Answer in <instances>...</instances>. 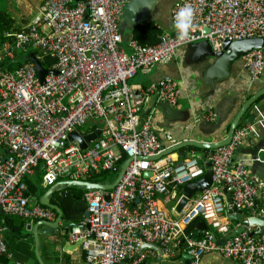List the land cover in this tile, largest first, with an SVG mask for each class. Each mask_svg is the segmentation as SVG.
I'll return each mask as SVG.
<instances>
[{
  "label": "built area",
  "instance_id": "obj_1",
  "mask_svg": "<svg viewBox=\"0 0 264 264\" xmlns=\"http://www.w3.org/2000/svg\"><path fill=\"white\" fill-rule=\"evenodd\" d=\"M38 1L39 13L24 28L6 32L0 50V256L10 255L2 215L30 224L56 218L54 210L31 204L34 197L28 193L26 177L40 169L43 189L64 180L91 182L94 175L116 171L125 154L132 161L120 183L112 191H85L87 214L70 229L72 242L84 240L86 264H142L149 252L139 253L144 243L158 245L162 257L170 260L181 241L191 264L212 252L240 264H264V234L249 236L255 229L221 245L211 236L216 234L213 228L220 233L217 238L232 231L217 220L227 216L228 210L264 220V180L250 172L245 158L233 159L238 148L258 140L262 120L237 127L229 144L206 155L212 162L211 187L176 214L182 196L179 188L202 178L206 163L202 167L201 157L191 155L182 160L172 155L153 160L177 142L166 134L165 144L157 135V108L148 115L144 112L155 93L176 107L180 82L165 75L147 87L130 83L139 73L171 63L188 44L207 40L219 53L226 41L264 38V0H178L171 11L173 28L175 12L185 5L193 9L194 27L184 40L177 39L174 28L155 45H142L133 37L124 44L119 26L131 0ZM27 47L37 50L40 62L47 56L56 60L44 84L31 62L14 70L3 68L16 59L17 50ZM242 64L258 81L264 74L263 51L247 53ZM201 118L209 123L217 120L211 107ZM100 122L104 125L101 135L86 149L68 139L73 132L82 138L94 133ZM145 172L152 176L145 177ZM224 190L231 195L229 203ZM161 197L172 204L173 216ZM197 218L211 219L213 226L194 239L185 230Z\"/></svg>",
  "mask_w": 264,
  "mask_h": 264
},
{
  "label": "water",
  "instance_id": "obj_2",
  "mask_svg": "<svg viewBox=\"0 0 264 264\" xmlns=\"http://www.w3.org/2000/svg\"><path fill=\"white\" fill-rule=\"evenodd\" d=\"M79 1V0H77ZM157 5V0H131L125 7L121 21H120V34L123 38L128 37L129 35L134 34L136 28L144 22L149 21L152 18V12L155 10ZM208 32V30H205ZM185 53L188 59H193L195 63L204 64L206 61L210 59H215L216 67L218 69L219 75L216 76V80L219 82L224 81L228 78L229 72L231 70L232 65L239 59H241L244 55L251 52L254 49L262 50L264 52V38H249L243 39L241 41H226L223 46V50L219 53H215L212 49V46L209 41L202 40L197 41L185 46ZM26 58L35 66L37 71V75L41 84L45 82V76L49 73L46 70L42 63L36 58L34 51L29 52L26 55ZM53 72V71H52ZM56 73V72H53ZM213 83H210L213 86ZM264 87L260 90L254 92V94L243 104L239 105L238 112L235 114L231 122L227 126L226 135L224 138L220 140H215L211 142L207 141H198L194 139L190 140H182L177 142L176 145L171 148L166 149L162 154L152 158L153 160H158L163 156L172 155L173 157H179L178 151L187 147H195L202 150H216L221 148L231 141L233 134L237 127L244 126L254 122L257 119L262 120L261 128H264ZM147 110L144 112L145 115H148L153 108H159L165 121L167 122H179L183 121L179 111L175 110L168 103L158 99L157 93L152 95L147 100ZM213 111L216 115L217 120L214 123L209 124L206 127H203L207 130V135H213L220 131L224 124L228 122L229 110L226 112L224 107V103L217 104ZM249 113L247 118H243L246 113ZM203 122H200V124ZM202 125V124H201ZM101 135V130H96L94 133H91L84 138L80 137L79 134L73 132L69 134L68 139L70 141L77 140L82 149H86L88 144L95 141ZM264 150V137L260 139V141L252 148H238L234 152L233 159L239 157L240 154H246L250 157L251 164L249 166L250 172L257 176L258 178L264 180V161L261 160L260 155ZM191 156L202 157V154L194 153ZM206 163V172L204 176L198 180L186 183L182 188V196L178 203L175 206L174 212L179 214L186 207L189 201L194 198L199 193L204 192L206 189L210 188L212 185V162L207 157L204 156ZM132 159L128 158L126 161L120 166L118 173L113 182H106L104 184H97L93 182L87 181H68L64 180L56 183L51 186L40 198L39 202L42 206L48 207L54 210L57 214V217L54 221H44L40 220L36 224H29L27 226V230L32 232V236L34 238V251L36 255V259L39 264H45L41 254H40V239H39V228L44 227V234H62L65 237H68L70 229L76 227L78 224L75 222H67L63 219L62 210L55 204H52L51 198L55 192H62L65 187H80L85 191H89L92 189H103L105 191L114 190L117 185L120 183L122 178L124 177ZM262 168V169H260ZM37 171V169H36ZM145 177H151L152 172H145ZM226 202L229 203L231 201V195L224 190ZM110 195L106 196V200L109 201ZM227 217L230 222H237L238 226L233 229L229 234H226L223 238H217V235L214 232H211V236L213 240L221 245L225 242V240L232 238L237 234H241L245 232L249 228H253L252 232L249 236L254 235H263L264 234V220L258 217H245L240 210H228ZM207 230V225L204 222H199L197 224V232L193 236L194 239H199L201 233ZM83 239L75 241L73 244L68 241L65 244L64 250L66 252L71 253L78 250L79 246L83 243ZM145 249H153L159 255L162 256V249L155 244L144 243L141 246L139 252H142ZM183 264H191L192 257L188 254H183ZM1 264V263H0Z\"/></svg>",
  "mask_w": 264,
  "mask_h": 264
},
{
  "label": "crops",
  "instance_id": "obj_3",
  "mask_svg": "<svg viewBox=\"0 0 264 264\" xmlns=\"http://www.w3.org/2000/svg\"><path fill=\"white\" fill-rule=\"evenodd\" d=\"M20 7H29L31 4L26 3V0H16ZM32 1V0H31ZM178 0H157L155 10L152 12V18L147 22H154L157 28L162 34L173 33L174 28L171 20L172 7ZM38 5H40L38 3ZM31 20L29 18L21 17V20L17 22V25L24 28L29 24ZM146 23V22H144ZM141 23L139 26H141ZM138 26V27H139ZM136 28V30L138 29ZM135 30V31H136ZM135 33V32H134ZM134 38V34L123 38L124 44L131 38ZM185 47L178 50L176 58L169 64L164 66H157L151 73L144 74L139 73L135 78L131 80V84L135 87H147L149 84L158 81L161 77L168 75L180 82L181 96L178 105L174 107L175 110L182 114L183 121L179 122H167L165 121L161 110L157 108L158 114L155 118V131L157 135L167 144L165 139L166 134H170L175 142L182 140H198V141H215L225 137L228 124L231 122L235 114L238 112L239 105L245 103L257 90L264 87V74L258 81H253L242 64V58L237 60L231 67L229 76L222 82L216 80V76L219 75L218 69L215 65V59H210L204 64L195 63L193 59H188L185 53ZM264 53V52H263ZM213 86L210 83H213ZM151 97V96H150ZM262 101L261 103H263ZM224 103L226 112L229 110L230 116L228 122H226L223 128L213 135H207V130L203 127L208 126L209 122L201 118L205 109L214 108L217 104ZM147 110V105L145 111ZM249 116L247 112L244 115V119ZM260 120V119H259ZM200 122H203L200 124ZM264 137V128L260 126V137L255 143L245 146V149L254 147L261 138ZM178 156H183V159L189 155L190 152L183 153L177 152ZM202 155V158L204 159ZM239 157L245 158L250 166V157L246 154H240ZM261 160L264 161V150L260 155ZM205 162V159H204ZM262 169V168H260ZM38 171H36L37 173ZM42 175V171H41ZM61 182V181H60ZM53 196V195H52ZM262 199H264V192L261 193ZM37 202L36 197L31 200V204ZM162 204L166 207L168 204L165 199L161 197ZM172 207V206H171ZM167 209V208H166ZM169 212V211H168ZM221 226L226 225L230 230L235 229L237 222H230L226 215L217 219ZM40 220L34 221L36 224ZM207 226L212 227V220H206ZM31 223L28 221L27 226ZM25 227V236L23 239H16L10 236L9 240L10 255L8 257V264H36L34 259L23 261V258H18L19 250L18 246L20 242L30 246V250L34 251V238L32 232ZM44 227L39 228L40 239V254L45 264H86L85 253L80 245L78 250H72L71 253L64 250L66 242L70 241L68 237L62 234H44ZM216 235L220 236L218 229L213 228ZM6 237V236H5ZM13 237V238H12ZM143 250V253H147L145 262L142 264H183V258L178 261L167 260L154 251L153 249ZM156 253L157 256L154 257ZM15 254V256H14ZM184 254V253H183ZM22 256V255H21ZM17 257V258H16ZM198 264H240L239 262L227 259L217 252L204 254Z\"/></svg>",
  "mask_w": 264,
  "mask_h": 264
},
{
  "label": "trees",
  "instance_id": "obj_4",
  "mask_svg": "<svg viewBox=\"0 0 264 264\" xmlns=\"http://www.w3.org/2000/svg\"><path fill=\"white\" fill-rule=\"evenodd\" d=\"M20 27L17 25L16 20L7 12L0 10V50L3 49V44L6 42L5 33L9 31H18ZM162 35L160 30L157 28L154 22H146L138 27L134 33V38L138 40L142 45H155L159 42V37ZM34 51L35 55L38 54L37 50ZM30 62L26 56L20 55L17 53L16 59L14 61H7V65H4V69L14 70L17 67L23 65L24 63ZM43 67L48 70L51 69L55 63V58L51 56L45 57L41 61ZM227 131V130H226ZM214 150H202L195 147H187L180 149L178 152L186 155L185 152L190 153H199L202 155H207L208 153L213 152ZM127 157L125 154L122 155L117 170L112 172H101L98 175H94L90 181L97 184H104L106 182H113L120 166L126 161ZM42 176L41 170L38 169V172L33 174L32 177H26L25 183L28 187V193L33 197H36L37 203H40L39 200L41 196L49 189H43L41 187ZM182 188H179L180 195L182 194ZM85 191L78 189V187H65L62 192H55L51 198L52 204L57 205L63 212V219L67 222H75L80 224L87 214V203L84 200ZM244 216L249 217L247 213H244ZM57 217V214H56ZM2 222L6 231L4 232V240L8 247V254L10 253L11 248L9 247L10 236H13L16 239H23L25 234V227L28 224L29 220L13 217V216H1ZM56 219V218H55ZM204 222L207 225V221L204 218H197L189 226L186 227L185 232L194 236L197 232V224L199 222ZM208 227V226H207ZM209 228V227H208ZM70 233V232H69ZM6 236V237H5ZM12 237V238H13ZM18 246L19 257L23 258V261H28L29 259H34L36 264L39 262L36 259L35 251L30 250V246L25 243H20ZM183 253L185 254V243L181 241L179 247L175 250V257L172 261H178L182 258ZM15 256V254H14ZM17 258V257H16ZM43 259V258H42ZM7 256H0L1 264H8Z\"/></svg>",
  "mask_w": 264,
  "mask_h": 264
},
{
  "label": "rangeland",
  "instance_id": "obj_5",
  "mask_svg": "<svg viewBox=\"0 0 264 264\" xmlns=\"http://www.w3.org/2000/svg\"><path fill=\"white\" fill-rule=\"evenodd\" d=\"M26 3L31 4V5L29 7H23V6L20 7L16 0H0V10L7 11L16 20V22H19L22 16L32 20L39 13V5H38L39 1L38 0H32V1L26 0ZM32 50H33L32 47H27L26 50L25 49L17 50V53L20 55L26 56ZM97 127L99 129H102L104 125L103 123L100 122L97 124ZM182 159H183V156H181L180 160ZM199 163L202 167H204V159L202 157L199 158ZM78 189L82 190L83 188L78 187ZM171 206L172 204H168L166 208L169 211V214L173 216V213L171 212ZM20 243H23V242H20Z\"/></svg>",
  "mask_w": 264,
  "mask_h": 264
},
{
  "label": "clouds",
  "instance_id": "obj_6",
  "mask_svg": "<svg viewBox=\"0 0 264 264\" xmlns=\"http://www.w3.org/2000/svg\"><path fill=\"white\" fill-rule=\"evenodd\" d=\"M174 28L176 29L177 39L184 40L188 37L193 24V9L185 5L179 8L174 14Z\"/></svg>",
  "mask_w": 264,
  "mask_h": 264
}]
</instances>
